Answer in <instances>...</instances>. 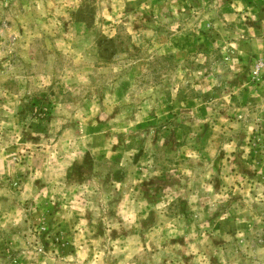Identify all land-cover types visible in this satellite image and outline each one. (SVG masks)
<instances>
[{
    "label": "rangeland",
    "instance_id": "374dc122",
    "mask_svg": "<svg viewBox=\"0 0 264 264\" xmlns=\"http://www.w3.org/2000/svg\"><path fill=\"white\" fill-rule=\"evenodd\" d=\"M0 264H264V0H0Z\"/></svg>",
    "mask_w": 264,
    "mask_h": 264
}]
</instances>
